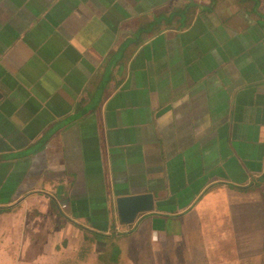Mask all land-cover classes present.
<instances>
[{
	"label": "crops",
	"instance_id": "crops-1",
	"mask_svg": "<svg viewBox=\"0 0 264 264\" xmlns=\"http://www.w3.org/2000/svg\"><path fill=\"white\" fill-rule=\"evenodd\" d=\"M114 253L264 264V0H0V264Z\"/></svg>",
	"mask_w": 264,
	"mask_h": 264
},
{
	"label": "water",
	"instance_id": "water-1",
	"mask_svg": "<svg viewBox=\"0 0 264 264\" xmlns=\"http://www.w3.org/2000/svg\"><path fill=\"white\" fill-rule=\"evenodd\" d=\"M119 216L123 223L134 222L137 215L144 210L152 209V196L150 194L131 195L117 199Z\"/></svg>",
	"mask_w": 264,
	"mask_h": 264
},
{
	"label": "rangeland",
	"instance_id": "rangeland-1",
	"mask_svg": "<svg viewBox=\"0 0 264 264\" xmlns=\"http://www.w3.org/2000/svg\"><path fill=\"white\" fill-rule=\"evenodd\" d=\"M119 257H120V254H119ZM263 261L264 262V253H263ZM107 259H104V260H99L98 262H96L95 264H109L108 262H106ZM118 261H109L111 264H125V260H123L122 257H120L119 259H117ZM22 264H27L26 261H22Z\"/></svg>",
	"mask_w": 264,
	"mask_h": 264
},
{
	"label": "trees",
	"instance_id": "trees-1",
	"mask_svg": "<svg viewBox=\"0 0 264 264\" xmlns=\"http://www.w3.org/2000/svg\"><path fill=\"white\" fill-rule=\"evenodd\" d=\"M110 258L111 259H107L106 260V262H108L109 264H111L109 261H118L117 258L119 259V254L118 253H114V255H111Z\"/></svg>",
	"mask_w": 264,
	"mask_h": 264
}]
</instances>
